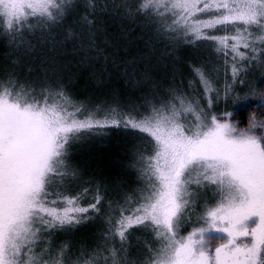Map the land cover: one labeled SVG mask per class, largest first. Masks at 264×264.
Wrapping results in <instances>:
<instances>
[{
  "label": "snow or ice",
  "instance_id": "1",
  "mask_svg": "<svg viewBox=\"0 0 264 264\" xmlns=\"http://www.w3.org/2000/svg\"><path fill=\"white\" fill-rule=\"evenodd\" d=\"M0 41V264H264V0H0ZM112 129L133 187L73 159Z\"/></svg>",
  "mask_w": 264,
  "mask_h": 264
},
{
  "label": "trees",
  "instance_id": "2",
  "mask_svg": "<svg viewBox=\"0 0 264 264\" xmlns=\"http://www.w3.org/2000/svg\"><path fill=\"white\" fill-rule=\"evenodd\" d=\"M72 17H69L71 21ZM139 29L133 33L138 35ZM137 43H142L137 41ZM7 51L4 43L0 41V62H3V54ZM64 58L70 61V67L73 73V90L77 96L83 97L92 95L97 91L96 82L90 77V70L82 68L76 64V57L73 55L71 47L63 50ZM107 81L104 85V91L110 88H115L121 92L129 91L124 78L117 68H111L109 73H105ZM253 111L250 106L238 109L233 118L242 121L243 125L247 123V118L250 112ZM104 140L102 146L94 149L88 143V140L79 144L76 148L81 158H78V164L85 169L89 174L95 175L98 178L107 179L109 182H120L128 187H133L134 177L131 165L130 155L133 150L134 136L130 131L122 129H112L107 135L99 136ZM81 146V150L79 151ZM77 158V157H76ZM103 224L94 223L88 225V230L85 233H100Z\"/></svg>",
  "mask_w": 264,
  "mask_h": 264
},
{
  "label": "rangeland",
  "instance_id": "3",
  "mask_svg": "<svg viewBox=\"0 0 264 264\" xmlns=\"http://www.w3.org/2000/svg\"><path fill=\"white\" fill-rule=\"evenodd\" d=\"M183 56L185 57V59H189V58H191V49H189V48H185L184 50H183ZM257 75H259L258 73H250V79H255V77L257 76ZM247 106H249V105H242V106H240V107H238L237 109H236V111L238 110V109H241V108H245V107H247ZM226 106L223 104V103H221L220 105H219V108L221 109V110H223L224 108H225ZM227 107H228V109L230 110L231 109V104H229V105H227ZM232 119H234V120H237V119H235V118H233L232 117ZM238 121H240V120H238ZM241 126H243V124L241 125ZM103 142L105 143V141L104 140H101V137L99 138V136L98 137H96V138H94V139H90V140H88V143L90 144V145H92V147L94 148V149H96L97 147H99V146H102V144H103ZM102 143V144H101ZM78 146V145H77ZM76 146V147H77ZM81 150V146H80V149H79V151ZM77 157V158H76ZM78 158H81V155L78 153V151H77V148H75V151H74V153H73V159H74V161L78 164ZM82 168V167H81ZM132 170V172H133V177H134V180L136 179V176H135V172H134V170L133 169H131ZM132 187V186H131ZM94 223H99V221H93ZM92 222H90V223H86V224H84V225H82V226H80V227H77L71 234H69V235H61L60 237H59V239L60 240H64V241H70L71 243H73V244H76V245H79V244H82V243H87V244H89V246L91 245V243L95 240V239H97L98 237H99V234L100 233H85L84 231L86 230H88L89 228H88V225L89 224H91ZM133 243H135V241H133Z\"/></svg>",
  "mask_w": 264,
  "mask_h": 264
}]
</instances>
